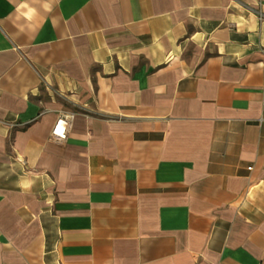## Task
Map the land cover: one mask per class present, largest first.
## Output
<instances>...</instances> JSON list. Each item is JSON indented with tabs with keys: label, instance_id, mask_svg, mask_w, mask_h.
Instances as JSON below:
<instances>
[{
	"label": "crops",
	"instance_id": "obj_1",
	"mask_svg": "<svg viewBox=\"0 0 264 264\" xmlns=\"http://www.w3.org/2000/svg\"><path fill=\"white\" fill-rule=\"evenodd\" d=\"M0 264H264V0H0Z\"/></svg>",
	"mask_w": 264,
	"mask_h": 264
},
{
	"label": "built area",
	"instance_id": "obj_2",
	"mask_svg": "<svg viewBox=\"0 0 264 264\" xmlns=\"http://www.w3.org/2000/svg\"><path fill=\"white\" fill-rule=\"evenodd\" d=\"M75 113L72 111H63L57 118L52 132L51 139L64 143L68 139V134L71 129Z\"/></svg>",
	"mask_w": 264,
	"mask_h": 264
}]
</instances>
